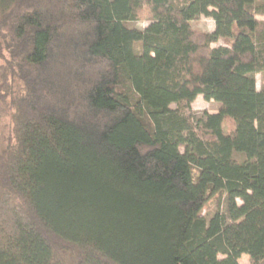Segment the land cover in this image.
<instances>
[{
	"label": "trees",
	"instance_id": "16d2710c",
	"mask_svg": "<svg viewBox=\"0 0 264 264\" xmlns=\"http://www.w3.org/2000/svg\"><path fill=\"white\" fill-rule=\"evenodd\" d=\"M257 15L260 0H0V264H264ZM199 95L218 111L191 114Z\"/></svg>",
	"mask_w": 264,
	"mask_h": 264
},
{
	"label": "rangeland",
	"instance_id": "374dc122",
	"mask_svg": "<svg viewBox=\"0 0 264 264\" xmlns=\"http://www.w3.org/2000/svg\"><path fill=\"white\" fill-rule=\"evenodd\" d=\"M261 2H264V0H260ZM256 18L260 22V27H264V16L263 15H257ZM151 22V16L148 11V8H143L139 14L137 15L136 20L128 21V25L136 27L138 29H144L148 26V24ZM192 29L196 33H211L214 30V21L210 17L205 16H199L198 18L192 20L190 22ZM227 42L220 39L215 43L211 44V47H218V46H225ZM138 47V46H137ZM138 49V48H136ZM254 78L256 81V87L257 90H261L264 88V71L254 74ZM220 105L213 101V100H205L201 95L197 96L195 100L191 103V114H194L195 116H201L204 113H216L219 109ZM14 113V110L10 104V102L7 101H0V152L2 149L10 144V138L12 135V129H13V120L12 115ZM231 127V124L229 121H226L224 123V128L226 130H229ZM218 197L214 196L211 199H209L206 204L204 205L201 215L204 216L206 219L210 218L213 213L217 210L223 211V200L218 203ZM238 203L240 204V201L238 200ZM239 264H249V257L247 255H242L239 258Z\"/></svg>",
	"mask_w": 264,
	"mask_h": 264
}]
</instances>
